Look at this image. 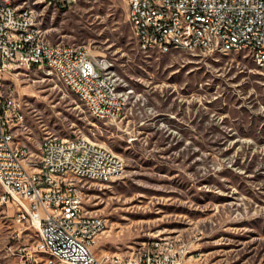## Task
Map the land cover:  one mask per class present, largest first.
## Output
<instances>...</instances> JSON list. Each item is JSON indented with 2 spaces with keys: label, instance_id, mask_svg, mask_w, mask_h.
<instances>
[{
  "label": "rangeland",
  "instance_id": "1",
  "mask_svg": "<svg viewBox=\"0 0 264 264\" xmlns=\"http://www.w3.org/2000/svg\"><path fill=\"white\" fill-rule=\"evenodd\" d=\"M47 3L16 0L37 11L49 44L84 46L109 66L103 72L117 79L126 115L97 120L49 67L0 68V83L23 102L17 142L33 168L48 136L86 137L124 160L119 179L83 182L87 209L108 222L97 257L133 259L168 240L183 250L177 264H264V71L252 55L146 53L126 0ZM15 215L0 202V264H24L11 245L39 240Z\"/></svg>",
  "mask_w": 264,
  "mask_h": 264
},
{
  "label": "built area",
  "instance_id": "2",
  "mask_svg": "<svg viewBox=\"0 0 264 264\" xmlns=\"http://www.w3.org/2000/svg\"><path fill=\"white\" fill-rule=\"evenodd\" d=\"M43 1L52 5L59 0ZM126 2L131 29L143 52L170 53L167 49L159 51L163 40L182 41L186 51H206L205 34L212 33L207 21H216L219 30H236V38H225V44H216L215 51H247L264 71V0ZM187 12H196V19H187ZM189 20H206V28L184 30V22ZM135 24H142V33H135ZM39 27L35 9L0 0V68L47 70V65H58L92 100L103 121L124 118L128 108L116 97L117 79L112 75V84H104L101 79V70L109 66L97 59L96 65H89L91 53L84 46L39 42V35H45L39 34ZM184 34H191V41H184ZM4 88L11 87L0 83V177L5 178V196L0 202L12 205L16 209L15 222L33 228L39 236L30 246L11 245L20 247L24 264H51L47 259L37 263V252L41 251H57L65 264H177L183 250H176L168 240L153 242L151 249L133 259L97 257L94 249L107 223L106 218L87 209L85 184L119 179L125 171L124 160L86 137L76 140V148H68L62 138L48 136L40 143L39 163L33 168L29 148L17 142L25 122L23 102L12 88L11 96H4ZM16 107H23V114H17V122H10ZM90 144H97V151H90ZM88 157L100 158L102 169L86 166ZM106 169H115V178H106ZM21 234L15 239L19 241Z\"/></svg>",
  "mask_w": 264,
  "mask_h": 264
},
{
  "label": "bare ground",
  "instance_id": "3",
  "mask_svg": "<svg viewBox=\"0 0 264 264\" xmlns=\"http://www.w3.org/2000/svg\"><path fill=\"white\" fill-rule=\"evenodd\" d=\"M11 1V5H17L16 0ZM187 19H196V12H187ZM206 28V20H189L188 22H184V30H192V29H203ZM207 28L212 29V33H206L204 38V47L206 51H215L216 44H225L226 39H235L236 38V30L234 29H221L219 30V26H217L216 21H207ZM135 33H142V24H135ZM39 34H42V30L39 27ZM215 34H219V36H215ZM184 41H191V34H184ZM39 42H44V44H49L43 35H39ZM139 48H140V44ZM170 52L176 50L184 49V42L175 41V40H163L162 44H159V51ZM231 52V51H224ZM257 66L260 68V63L257 58H254ZM89 65H96V59H94L91 55H89ZM47 67L55 70L60 76L61 80L65 83L70 92L79 100L83 105L87 107L92 116L97 120H102V116L95 112V106L92 104V100L87 98L86 95L79 91L73 80L68 78V74L66 71H63L59 68L58 65H47ZM105 68L101 70V79L104 84H112V77L105 72H103ZM12 92H16L12 89ZM4 96H11V88H4ZM116 97L124 103V108H128V100L125 96L119 94L118 87L116 88ZM17 114H23L21 107H16V114H10V122H17ZM76 140H84L81 137L62 139L68 145V148H76ZM90 151H97V144H90ZM111 151V150H109ZM86 166H93L94 170L102 169V160L96 157H88L86 158ZM106 178H115V169H106ZM0 185L5 190V178L0 177ZM5 196V193L2 197ZM106 223L107 220H106ZM12 253L20 256V247H11L10 249ZM43 255L45 259H47L51 264H57V262L61 263V257L58 255L57 251H41L37 252V263H45V260H42L40 256ZM23 260V257H21Z\"/></svg>",
  "mask_w": 264,
  "mask_h": 264
}]
</instances>
